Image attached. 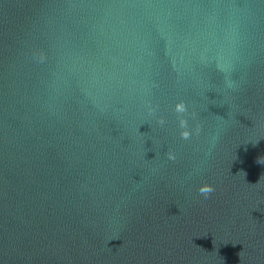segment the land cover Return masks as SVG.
<instances>
[{"label":"water","instance_id":"obj_1","mask_svg":"<svg viewBox=\"0 0 264 264\" xmlns=\"http://www.w3.org/2000/svg\"><path fill=\"white\" fill-rule=\"evenodd\" d=\"M0 264H264V0H0Z\"/></svg>","mask_w":264,"mask_h":264},{"label":"clouds","instance_id":"obj_2","mask_svg":"<svg viewBox=\"0 0 264 264\" xmlns=\"http://www.w3.org/2000/svg\"><path fill=\"white\" fill-rule=\"evenodd\" d=\"M185 135H187V133H185ZM199 191L201 192L202 195H205L207 197V195L213 192L214 189L211 186H203L199 189Z\"/></svg>","mask_w":264,"mask_h":264}]
</instances>
